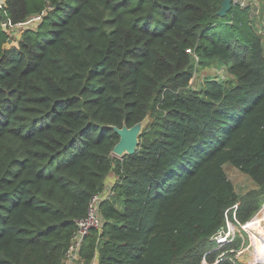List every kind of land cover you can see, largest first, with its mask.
Here are the masks:
<instances>
[{
    "label": "trees",
    "instance_id": "1",
    "mask_svg": "<svg viewBox=\"0 0 264 264\" xmlns=\"http://www.w3.org/2000/svg\"><path fill=\"white\" fill-rule=\"evenodd\" d=\"M221 1L5 0L0 264H63L113 172L76 264H245L239 238L215 243L220 257L208 245L225 210L238 202L243 223L264 200V29L250 6L218 15ZM2 19L30 22L13 43ZM189 50L234 78L190 87ZM148 115L135 152L114 156L112 126ZM225 164L256 187L240 197Z\"/></svg>",
    "mask_w": 264,
    "mask_h": 264
},
{
    "label": "rangeland",
    "instance_id": "2",
    "mask_svg": "<svg viewBox=\"0 0 264 264\" xmlns=\"http://www.w3.org/2000/svg\"><path fill=\"white\" fill-rule=\"evenodd\" d=\"M252 4V3H251ZM251 10V20L253 27L256 30H259L260 32H263L264 29V16L262 14V6L260 4V1H254V3L250 6ZM22 23L14 28H9V41L15 43L17 38L19 37V29L25 26L27 23ZM194 55V68L192 77L189 80V86L192 88L200 89L201 86L204 85L206 79L208 78H214L219 79L221 81L227 82L230 79H233L234 76L230 74L222 62L218 60H211V61H201L193 51H191ZM151 120V116H147L141 123V129L148 123V121ZM117 156V155H114ZM119 157V156H117ZM224 169L226 171L227 177L232 181L234 188L237 192V194L242 197L247 193L249 190L256 187L254 181L248 177L244 172H242L239 168L231 165V164H225ZM111 180L107 182L106 187H109L113 184L114 180L117 179V175L113 172L110 176ZM111 194H106V196H110ZM238 204V202H237ZM264 204V200L260 203L259 207L252 211L250 213L249 218L245 222H240L238 220L236 211L234 209L226 210L224 213L225 217V225L224 228L227 230V228H230V231L233 234V241L236 240V238H239V247L236 248V250L239 248L240 253H234L235 255L233 257H237L242 263L245 264H252V254L251 252H256V259L259 261V258L261 256V253L264 249V239L263 237L260 238H254V242H251V238L248 235V230L246 228H242V225L251 220L255 215H257L258 209L262 207ZM250 233V232H249ZM231 234V235H232ZM251 234V233H250ZM252 235V234H251ZM211 242H213L211 245L209 244V250L218 249V246H216V240L212 237ZM216 243V244H215ZM223 251L222 248L218 249V253L220 254ZM220 257V256H219Z\"/></svg>",
    "mask_w": 264,
    "mask_h": 264
},
{
    "label": "built area",
    "instance_id": "3",
    "mask_svg": "<svg viewBox=\"0 0 264 264\" xmlns=\"http://www.w3.org/2000/svg\"><path fill=\"white\" fill-rule=\"evenodd\" d=\"M254 1L257 0H231V4L232 6H240V7H246V6H251ZM252 3V4H251ZM5 5V0H0V8H2ZM39 18V16H34L32 18V20H37ZM28 22V21H27ZM22 23H26V22H20L16 25L12 24L9 19H2L1 20V24H5V25H9L10 28H14ZM191 52V50H189ZM112 185L109 187L104 188L103 191L97 192L95 194H93V196L90 198L89 203H88V208H87V212L85 214V216H83L82 218L76 220V230L75 232L72 234L71 238H70V242L68 245V248L66 250V257L64 259V263L63 264H76V260H78V258L80 257V249L83 243L84 238L88 235V233L90 232V230L92 228H100L102 226L103 220L102 217L100 215V208H99V204L100 201L104 198H107L106 194H111L112 193V189H111ZM237 208V204H235L231 209H234L236 211ZM229 210V209H227ZM226 211V210H225ZM247 223V222H246ZM245 223V224H246ZM245 224L242 225V228L244 229ZM224 227H222L220 230H218L212 237L217 241L216 243H226L229 241H232L233 239V234L230 231V228H227V230L223 229ZM248 232V235L251 238V242H254V238L252 237V235ZM232 234V235H231ZM230 251L232 252H236L237 254L240 253L239 248L236 250V248H231ZM257 252V250H256ZM256 252H251L252 254V264H260L256 258ZM225 253V251H222L220 254H218V256H223V254ZM94 264V263H92Z\"/></svg>",
    "mask_w": 264,
    "mask_h": 264
},
{
    "label": "water",
    "instance_id": "4",
    "mask_svg": "<svg viewBox=\"0 0 264 264\" xmlns=\"http://www.w3.org/2000/svg\"><path fill=\"white\" fill-rule=\"evenodd\" d=\"M231 0H222L220 8L217 14L224 16L229 9H231ZM3 28L6 29V25L3 24ZM137 122L132 126L123 125L122 127L112 126L114 131L118 134L119 139L115 143L112 149V153L117 156H122L124 154H132L135 152L138 146V136L141 132V123ZM264 264V263H263Z\"/></svg>",
    "mask_w": 264,
    "mask_h": 264
},
{
    "label": "bare ground",
    "instance_id": "5",
    "mask_svg": "<svg viewBox=\"0 0 264 264\" xmlns=\"http://www.w3.org/2000/svg\"><path fill=\"white\" fill-rule=\"evenodd\" d=\"M244 228H246L253 237L260 239L261 237L264 238V204L258 209L257 215L245 224Z\"/></svg>",
    "mask_w": 264,
    "mask_h": 264
},
{
    "label": "crops",
    "instance_id": "6",
    "mask_svg": "<svg viewBox=\"0 0 264 264\" xmlns=\"http://www.w3.org/2000/svg\"><path fill=\"white\" fill-rule=\"evenodd\" d=\"M110 176H111V173H110L109 175H107V177H106V179H105V183H106V184H107V182H109V180H111Z\"/></svg>",
    "mask_w": 264,
    "mask_h": 264
}]
</instances>
